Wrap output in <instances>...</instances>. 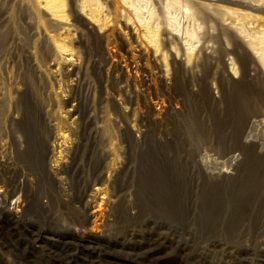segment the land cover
<instances>
[{
	"label": "rangeland",
	"instance_id": "rangeland-1",
	"mask_svg": "<svg viewBox=\"0 0 264 264\" xmlns=\"http://www.w3.org/2000/svg\"><path fill=\"white\" fill-rule=\"evenodd\" d=\"M185 1L0 0V264H264V0Z\"/></svg>",
	"mask_w": 264,
	"mask_h": 264
},
{
	"label": "bare ground",
	"instance_id": "bare-ground-1",
	"mask_svg": "<svg viewBox=\"0 0 264 264\" xmlns=\"http://www.w3.org/2000/svg\"><path fill=\"white\" fill-rule=\"evenodd\" d=\"M181 1V0H180ZM177 3H179V0H177ZM242 3V2H241ZM182 7H188V5H187V2L185 1V0H182V2H181V4H180ZM256 6H259V5H256ZM255 9V8H254ZM263 10V9H262ZM244 14H245V16H247V17H250V18H253V19H257V20H260V21H262L263 23H264V16H260V15H256V13L254 14V13H251V12H243ZM260 14V13H259ZM264 14V13H263ZM30 25V24H29ZM14 46V45H13ZM16 46H17V44H16ZM15 46V47H16ZM18 50V49H17ZM38 51H40V50H38ZM8 52H10V51H8ZM5 53V52H4ZM6 54V53H5ZM11 54V53H10ZM9 55V54H8ZM36 55V54H35ZM12 56V55H11ZM16 56V55H15ZM38 56V55H37ZM3 57H4V54H3ZM27 58H28V56H27ZM38 58V57H37ZM38 60V59H37ZM262 60H263V62H264V56H263V58H262ZM42 61V60H41ZM6 62V61H5ZM13 62V61H12ZM38 62V61H37ZM40 62V61H39ZM1 63V62H0ZM17 63V62H16ZM13 64V63H12ZM38 65H39V63H37ZM8 65V64H7ZM42 65V64H41ZM8 67H10V66H8ZM7 66L6 67H1L0 66V86L2 87V86H6L7 85V82L9 81V80H14L13 78V76H14V74H12V71L8 68ZM39 67V66H38ZM22 68V67H21ZM45 68V67H44ZM43 71V70H42ZM244 72V71H243ZM247 72V71H246ZM36 73V72H35ZM45 74V73H44ZM246 74V73H245ZM13 75V76H12ZM46 75H47V73H46ZM42 77V76H41ZM40 77V78H41ZM48 77V76H47ZM10 82V81H9ZM47 82V81H46ZM12 83V82H11ZM10 83V84H11ZM12 85H10V87H11ZM15 86V85H14ZM13 89V88H12ZM20 91V90H19ZM18 91V92H19ZM12 92H10V90H9V87H8V85H7V88H3L2 89V93H0V108L2 107L3 108V111H4V108H5V111L4 112H6V113H10V111L12 110V108H13V102H12V99H11V94ZM16 94V93H15ZM21 95V94H20ZM5 113V114H6ZM14 119V118H13ZM14 120H16V119H14ZM12 122V121H11ZM16 124V123H15ZM254 124H255V122H254ZM61 127V126H60ZM13 128V130H15L16 131V133H18L19 132V128L18 129H16V128H14V126L12 127ZM57 129V128H56ZM62 129V128H61ZM58 131H59V133L57 134L59 137H60V139H62L63 141V143H66L67 142V136L65 135V132H63L62 130H59L58 129ZM6 135H8L7 133H5V135L4 136H6ZM11 136H13V133H12V135ZM22 136V135H21ZM8 138V137H7ZM57 141V140H56ZM19 145V144H18ZM3 147V146H2ZM59 147V146H58ZM55 163H57L58 164V161H54ZM64 173V172H63ZM101 191V190H100ZM104 200V199H103ZM101 209V208H100ZM85 214V213H84ZM83 215V214H82ZM86 217V216H85ZM94 218H95V216H93ZM91 217H89L88 216V222L90 223V221H91Z\"/></svg>",
	"mask_w": 264,
	"mask_h": 264
},
{
	"label": "water",
	"instance_id": "water-1",
	"mask_svg": "<svg viewBox=\"0 0 264 264\" xmlns=\"http://www.w3.org/2000/svg\"><path fill=\"white\" fill-rule=\"evenodd\" d=\"M230 5L231 6H236V7L240 6V4H236V3H231Z\"/></svg>",
	"mask_w": 264,
	"mask_h": 264
},
{
	"label": "built area",
	"instance_id": "built-area-1",
	"mask_svg": "<svg viewBox=\"0 0 264 264\" xmlns=\"http://www.w3.org/2000/svg\"><path fill=\"white\" fill-rule=\"evenodd\" d=\"M81 233H84V229L81 230Z\"/></svg>",
	"mask_w": 264,
	"mask_h": 264
}]
</instances>
